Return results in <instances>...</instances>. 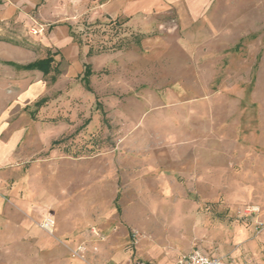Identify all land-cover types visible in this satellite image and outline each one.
<instances>
[{
    "label": "rangeland",
    "instance_id": "374dc122",
    "mask_svg": "<svg viewBox=\"0 0 264 264\" xmlns=\"http://www.w3.org/2000/svg\"><path fill=\"white\" fill-rule=\"evenodd\" d=\"M183 2L116 18L90 2L70 26L78 70L39 35L56 69L7 165L0 264H174L194 248L264 264V0H206L188 20Z\"/></svg>",
    "mask_w": 264,
    "mask_h": 264
},
{
    "label": "crops",
    "instance_id": "0c3cea01",
    "mask_svg": "<svg viewBox=\"0 0 264 264\" xmlns=\"http://www.w3.org/2000/svg\"><path fill=\"white\" fill-rule=\"evenodd\" d=\"M90 2L96 3L94 15L105 13L113 18L170 6L176 7L180 15L183 2L188 14L182 16L188 20L196 17L206 0H0V235L8 236L9 209L2 197L7 165L23 154L24 140L35 137L34 131L28 134L25 108L40 106L42 99H36L44 87L41 71L19 66L40 59L34 43L45 31L47 44L60 48L73 63L72 69L78 70L79 50L70 26ZM14 187H23L22 180Z\"/></svg>",
    "mask_w": 264,
    "mask_h": 264
},
{
    "label": "built area",
    "instance_id": "2783aa9c",
    "mask_svg": "<svg viewBox=\"0 0 264 264\" xmlns=\"http://www.w3.org/2000/svg\"><path fill=\"white\" fill-rule=\"evenodd\" d=\"M174 264H223V261L218 256H209L201 249L194 248L179 255Z\"/></svg>",
    "mask_w": 264,
    "mask_h": 264
},
{
    "label": "trees",
    "instance_id": "16d2710c",
    "mask_svg": "<svg viewBox=\"0 0 264 264\" xmlns=\"http://www.w3.org/2000/svg\"><path fill=\"white\" fill-rule=\"evenodd\" d=\"M73 37V35L71 34ZM74 38V37H73ZM55 59L53 54H49L43 58L34 60L32 62H29L24 65H20L19 68L22 69H37L41 71L44 75L48 74L51 69H56V67L52 66L54 63ZM91 74V69L89 64L84 63V73H83V80L85 83H87L88 76ZM54 79V77H52Z\"/></svg>",
    "mask_w": 264,
    "mask_h": 264
}]
</instances>
